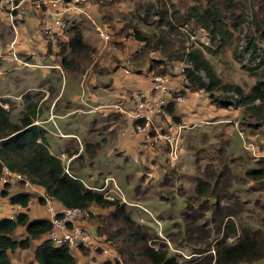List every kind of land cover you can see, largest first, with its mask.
<instances>
[{
	"label": "crops",
	"instance_id": "crops-1",
	"mask_svg": "<svg viewBox=\"0 0 264 264\" xmlns=\"http://www.w3.org/2000/svg\"><path fill=\"white\" fill-rule=\"evenodd\" d=\"M148 1L72 0L69 10L32 8L26 19L17 24V32L6 14L0 12V99L9 100L6 109H21L23 113L24 97L38 94L36 124L48 131L51 153L59 158L65 155L70 173L84 176L79 178L92 188L103 186L104 178L99 177L102 168L109 167L114 174V169L118 167L116 159L124 160L126 166L128 164V168L132 169L133 176H156L159 170H164L163 157L166 153L175 163L183 153H190L192 139H197L193 143L205 146V142L198 141L200 133H207L208 125L219 119L222 110L227 111L213 106L204 90H193L186 84L181 72L184 62L181 61L175 62L165 77L172 88L183 90L187 100L176 103L169 99L165 112L155 119L150 130L136 132L133 121L124 114L101 108L108 101L120 103L126 110L133 109L134 94L150 91L153 77L162 68L150 69L151 61L163 60L161 54L151 52L143 59L141 51L144 42L132 35V27H139L133 14ZM56 14L69 23L68 28L53 36L44 35V25ZM139 16L143 18L144 14L140 12ZM138 22L145 24L139 19ZM72 28H78L84 44L92 53L88 60L78 56L76 67L65 68L64 58L69 61L72 58L68 34ZM99 29L110 35L109 43L102 40ZM211 121L212 124H207ZM233 123L235 126L238 124L237 121ZM239 133L244 132L240 130ZM165 136L178 141L179 158L176 161L170 157ZM186 145H189L188 149ZM237 148V154H241L238 145ZM249 152L257 160L264 158V150L259 147ZM232 154L236 159L238 155ZM25 187L11 193L8 198L0 199V220L17 213L10 197L21 193L31 196L30 217L48 220L44 210L46 206L32 214L34 202L46 195L45 190L32 185ZM39 244L34 242L33 253ZM20 252L10 253L14 264L13 257ZM72 252L78 264L86 263L79 250ZM32 260L38 264L35 257ZM253 264H264V259Z\"/></svg>",
	"mask_w": 264,
	"mask_h": 264
},
{
	"label": "trees",
	"instance_id": "trees-1",
	"mask_svg": "<svg viewBox=\"0 0 264 264\" xmlns=\"http://www.w3.org/2000/svg\"><path fill=\"white\" fill-rule=\"evenodd\" d=\"M248 1L194 0L195 6L188 11L187 17L207 31L212 45L220 43V47L226 46L229 40H232L238 33V39L245 40L243 52L250 56V61L254 62L259 58L260 63H264V54L261 53L257 44L258 39L264 40V21L258 22L257 20V15L260 13L257 11H264V0H251L253 6ZM137 12L138 19L148 24L153 15L152 11H148L143 18L139 16L140 11ZM173 14L178 13L175 11ZM253 14L257 22L256 33L251 31L246 33L243 26L248 20H253ZM158 16L159 27L167 26L169 30L160 29L157 36H147L138 28L132 27L133 37L144 42V48L141 51L143 59L151 52L161 54L163 60L151 61L150 69L154 70L162 66L156 75L165 76L174 67L173 63L184 62L189 65L184 72L189 87L193 90H204L213 106L226 110L232 106L244 108L243 114L245 115L243 116L245 117L242 124L247 122L251 130L257 129L254 125L256 121L264 124V82L259 80L248 94H245L240 87L233 88L225 85L205 55L206 51L213 53L214 50L205 45L202 48L177 46V29L169 18V11H160ZM68 34L72 58L70 61L64 58L65 68L76 67L78 56H83L84 60H88L92 53L90 48L84 44L83 36L78 28L70 29ZM242 34L243 39L240 36ZM163 44L165 49L162 48ZM168 48L169 52H166ZM232 91L237 95V97L232 96L237 98L235 101L227 96ZM217 93L223 95H216ZM24 99L25 109L18 119L13 118L11 108H5L9 100L0 99V177L5 167L13 173L21 174L30 185L44 189L46 196L63 208L90 210L93 205L106 209L112 208L110 217L103 223L106 224L109 220L112 226H116V229L113 233L106 227L101 230L96 228L101 237L107 235L111 240L122 237L125 245L131 242L136 249L131 257L134 264H177L176 260L168 257L164 250L155 249L149 245L154 240L153 235L148 228L133 219L132 214L127 212L126 204L118 199L113 201L107 199L103 192L87 188L82 181L78 180V176L66 172L63 161L51 153L48 131L36 124L39 95H27ZM243 132L246 131L243 130ZM231 157L234 156L231 155ZM245 157L249 165L248 169L242 173L233 171L237 167L235 166L237 160L243 158L242 156L232 159L233 164L230 167L225 160H223L224 163L217 164L211 159L210 164L206 165V169L203 170L210 174V181L200 177L196 178V199L204 208V205L208 204L207 200L213 197L215 199L213 213L217 210L221 211L220 229L231 231V233H224L223 239L216 243L215 256L210 257V260H214V264H253L264 259V224L261 222V227H258L260 221H255L254 216L257 214L256 201L258 200L252 199L251 201L238 196L242 188H245L249 195L264 189V158L257 160L250 155ZM8 197L9 193L6 190L0 193V199ZM41 201L45 202L44 199ZM10 203L14 206L21 205L26 208V211L14 218L0 220V264H14L10 253L29 250L34 242H40L34 249V257L38 264H78L68 246H55L48 241L47 235L52 228L49 220L30 217L28 214L31 203L30 194L14 195L10 197ZM223 203L225 205H221ZM251 205L253 216L251 221H247L242 218V214ZM203 230L202 228L201 231ZM20 231L23 233H19ZM18 234L19 237H17ZM208 234L202 236L201 239L205 240L207 236L210 237ZM228 238H233L234 241L227 243ZM203 240L199 241L205 244ZM211 248L209 246L199 252L203 254L212 252Z\"/></svg>",
	"mask_w": 264,
	"mask_h": 264
},
{
	"label": "rangeland",
	"instance_id": "rangeland-1",
	"mask_svg": "<svg viewBox=\"0 0 264 264\" xmlns=\"http://www.w3.org/2000/svg\"><path fill=\"white\" fill-rule=\"evenodd\" d=\"M248 2L253 6L251 0ZM193 6H195L194 0H149L147 4L141 5L139 9L141 14L144 15L148 11H152L153 15L149 19V25L138 22L137 11L135 13L133 11L134 17L133 15L132 17L135 19V24L139 25L138 28L145 35L157 36L160 33V29L169 30L167 26L159 27L158 22L160 19L158 13L160 11H169V18L177 29V46L185 48L196 46L202 48L205 45L211 47L214 52L210 53L206 51L205 55L225 85L233 88L240 87L245 94H248L259 80L264 82V63H260L259 58L254 62L250 61V56L243 52L245 40H239V34L236 33L226 46L220 47V43L212 45L207 31L197 26L187 17L188 11ZM175 11L178 13L177 15L173 14ZM257 12H260L257 15L258 22L264 21V11ZM255 19L256 16L253 14V20H248L244 24V32L248 33L251 31L256 33L257 22H255ZM240 36L242 39L244 38L243 34ZM257 36L259 37V35ZM257 44L262 51L261 53L264 54V40L258 39ZM162 48L165 49L164 44ZM166 52H169V48L166 49ZM216 95L223 94L217 93ZM234 95L237 97L236 93L232 91L227 96L232 97ZM236 97H232L234 101L237 100ZM243 109L242 107L235 108L232 106L227 111L222 110V115L218 120H214L216 121L214 124H212V121L207 123L212 124L208 125V129L205 127L207 133H200L199 135L198 141L202 140L206 145H200L198 142L193 143L197 139H192L190 142L192 144L190 146V153H183L179 161L172 162L166 153L163 157L164 170H159L156 176L145 175L141 178L140 174L133 176L132 169L128 168V164L126 166L124 160L120 159L115 160L118 167L114 169V174L109 167H104L102 168V174L99 175V177L101 176L100 179H115L116 184L122 192L120 195L125 198L128 204L113 192L107 195L126 204L127 212L132 214L133 219L140 225L148 228L153 235L154 240L149 245L155 249L164 250L168 254V257H173L176 260L177 264H214V260H210V257L215 256L214 249L216 243L223 239L224 233H231V231L220 229L219 227L221 211L217 210L215 213L212 211L215 199L211 196L212 198L207 200V206L204 205L203 208L200 205V201L196 199L195 186L197 177L210 181V174H207L203 170L206 169V165L210 164L211 159L217 164L220 162L224 163L223 160H225L230 167L233 164L232 159H235L231 157L233 155L231 153L238 155L237 158L243 155V158L237 160V165L235 164L237 166L236 169H233L234 172L242 173L248 169L249 165L246 162L245 156L252 155L245 146L252 145L254 148L259 147L261 150H264V124L257 123L256 121L254 125L257 126V129L252 130L247 126V122H245L246 124H242L245 117L243 116L245 115L243 114ZM21 114V109L13 110L14 119H18ZM236 121L238 122L237 126L233 123ZM242 129L246 132L240 134L239 132ZM57 130L61 133L59 128ZM251 133L255 134L252 135ZM237 145L241 154H237ZM186 146L188 149L189 145ZM64 164L67 167V161ZM212 170H210V173H212ZM79 177L83 178L84 176L79 175ZM87 180L90 182L89 178ZM24 188H26L25 185L19 181L7 184L0 182V193L6 190L11 195V193L13 194ZM104 193L106 195V192ZM238 196L251 201L252 199L258 200L256 201L257 214L254 216L255 221H260L258 227H261V222L264 224V189L249 195L245 188H242ZM188 202L189 207L187 208ZM221 205H225V203ZM33 206L32 214L34 215L36 210H43L42 206H45V202L39 200L34 202ZM44 210L46 211V208ZM112 211V208L106 209L93 205L90 209L91 216L86 222L87 226L95 230H97L96 228L101 230L106 227L114 233L116 226H112L109 220L106 224L103 223L110 217ZM252 211L253 207L251 205L248 209L246 208L244 214H242V218L251 221L253 216ZM110 225L111 227H109ZM202 228L204 229L203 231H201ZM220 231L221 233H219ZM206 232L209 233L210 237L207 236L205 240L201 239L202 236L207 234ZM19 233H23V231ZM17 237H19V234ZM199 240H203L205 244H202ZM233 241V238L227 239V243H232ZM103 242L109 246L117 259H111V257L106 256L102 250H90L86 248L80 250L86 260L85 264H134L131 257L135 254L136 249L131 242L125 245L122 237L111 240L107 235L103 236ZM209 246L212 247V252L204 254L199 252ZM13 259L15 264H35L34 260H32L34 259L33 248L26 252L21 251L17 253ZM262 261L260 260L256 263Z\"/></svg>",
	"mask_w": 264,
	"mask_h": 264
},
{
	"label": "built area",
	"instance_id": "built-area-1",
	"mask_svg": "<svg viewBox=\"0 0 264 264\" xmlns=\"http://www.w3.org/2000/svg\"><path fill=\"white\" fill-rule=\"evenodd\" d=\"M72 0H0V12L6 14L11 26L15 32H17V24L22 23L32 8L42 10L44 7H48L51 10L58 11L59 8L63 10H69ZM69 26L63 17L53 15V18L49 20L43 27V33L46 36H53L57 32L65 31ZM100 36L105 43L111 41L109 34L104 30H100ZM106 45L104 46V48ZM189 67L188 64H182L181 72L184 74L185 69ZM185 76V75H184ZM169 79L165 76H154L152 81V89L150 91H139L134 94L133 99L135 106L133 109H123L120 103L105 102L101 106L102 109H111L116 112L122 113L125 117L134 123L136 132L144 133L153 127L154 121L159 115L163 114L167 108L169 99H173L176 103H185L186 96L182 89L172 88L169 85ZM186 84L189 86V82L186 80ZM100 109V108H99ZM98 110V109H97ZM165 140L169 143V154L172 160L176 161L179 158L178 141L172 140L170 137L165 136ZM247 150L253 151L254 147L249 145L245 146ZM60 159L65 162V155H61ZM69 163V162H68ZM66 167V166H65ZM66 172L71 174L68 166ZM83 184L93 190L100 192H106V198L113 201L115 198L109 197L107 194L113 192L120 196L125 203L127 201L122 194L121 189L116 184L114 178H106L103 182V186L100 188L90 187L83 179L78 178ZM13 181H19L24 183L25 186H30L29 182L18 173L11 172L8 168H3L0 182L2 184L11 183ZM105 194V193H104ZM42 199L45 200L46 211L48 214V220L51 222L52 228L47 235L48 241L55 246H68L72 251L81 249L90 250H102L103 254L111 257V259H117L113 254L109 246L103 242V237L99 235L96 237L92 230L87 226L86 222L91 216L89 209L78 208H63L55 204L54 200L44 195ZM128 204V203H127ZM17 213L10 218H14L16 215L26 211V208L21 205L15 206Z\"/></svg>",
	"mask_w": 264,
	"mask_h": 264
},
{
	"label": "water",
	"instance_id": "water-1",
	"mask_svg": "<svg viewBox=\"0 0 264 264\" xmlns=\"http://www.w3.org/2000/svg\"><path fill=\"white\" fill-rule=\"evenodd\" d=\"M92 233L96 236L99 237V234L97 233V231L95 229L92 230Z\"/></svg>",
	"mask_w": 264,
	"mask_h": 264
}]
</instances>
